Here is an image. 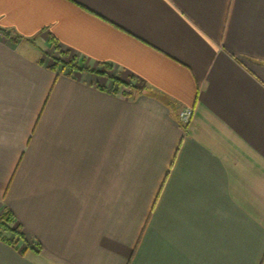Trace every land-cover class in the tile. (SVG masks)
Returning <instances> with one entry per match:
<instances>
[{
	"label": "crops",
	"instance_id": "obj_1",
	"mask_svg": "<svg viewBox=\"0 0 264 264\" xmlns=\"http://www.w3.org/2000/svg\"><path fill=\"white\" fill-rule=\"evenodd\" d=\"M4 208L0 264H264V0H0Z\"/></svg>",
	"mask_w": 264,
	"mask_h": 264
},
{
	"label": "trees",
	"instance_id": "obj_2",
	"mask_svg": "<svg viewBox=\"0 0 264 264\" xmlns=\"http://www.w3.org/2000/svg\"><path fill=\"white\" fill-rule=\"evenodd\" d=\"M6 35H11L14 32L9 30H2ZM52 41V40H51ZM58 48V47H57ZM52 69H58L59 71H67L68 75H72L76 71H83L81 67H79L78 63L74 59H70L69 61L64 60H53V66ZM96 73H101L99 71H95ZM114 79V78H113ZM115 81H118L117 79H114ZM15 221L14 214L4 208L2 212H0V239L9 242L10 244L13 243L12 240L14 239H23L24 235L21 232V230L17 228H12V225ZM4 233H11L12 238H7L3 234Z\"/></svg>",
	"mask_w": 264,
	"mask_h": 264
},
{
	"label": "built area",
	"instance_id": "obj_3",
	"mask_svg": "<svg viewBox=\"0 0 264 264\" xmlns=\"http://www.w3.org/2000/svg\"><path fill=\"white\" fill-rule=\"evenodd\" d=\"M194 115L193 109H185L179 112V120L185 126L190 125Z\"/></svg>",
	"mask_w": 264,
	"mask_h": 264
},
{
	"label": "rangeland",
	"instance_id": "obj_4",
	"mask_svg": "<svg viewBox=\"0 0 264 264\" xmlns=\"http://www.w3.org/2000/svg\"><path fill=\"white\" fill-rule=\"evenodd\" d=\"M114 84L117 86L119 85V82L114 80Z\"/></svg>",
	"mask_w": 264,
	"mask_h": 264
}]
</instances>
